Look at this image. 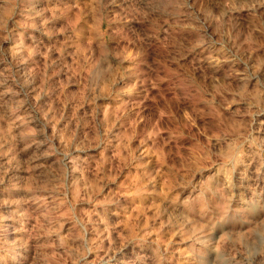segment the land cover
<instances>
[{
  "label": "rangeland",
  "instance_id": "obj_1",
  "mask_svg": "<svg viewBox=\"0 0 264 264\" xmlns=\"http://www.w3.org/2000/svg\"><path fill=\"white\" fill-rule=\"evenodd\" d=\"M0 264H264V0H0Z\"/></svg>",
  "mask_w": 264,
  "mask_h": 264
}]
</instances>
